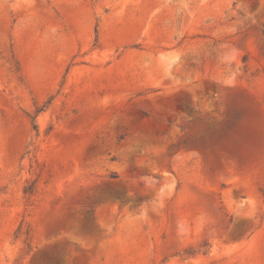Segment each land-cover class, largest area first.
<instances>
[{
    "label": "rangeland",
    "instance_id": "rangeland-1",
    "mask_svg": "<svg viewBox=\"0 0 264 264\" xmlns=\"http://www.w3.org/2000/svg\"><path fill=\"white\" fill-rule=\"evenodd\" d=\"M0 264H264V0H0Z\"/></svg>",
    "mask_w": 264,
    "mask_h": 264
}]
</instances>
